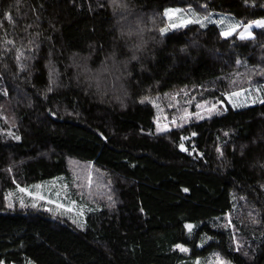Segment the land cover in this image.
<instances>
[{
  "label": "trees",
  "instance_id": "16d2710c",
  "mask_svg": "<svg viewBox=\"0 0 264 264\" xmlns=\"http://www.w3.org/2000/svg\"><path fill=\"white\" fill-rule=\"evenodd\" d=\"M119 2L0 0V114L9 102L17 121L9 132L0 116V264H195L215 253L264 264V103L228 106L165 135L150 103L182 88L225 101L264 85V26L249 40L223 38L213 25L161 32L169 8L226 12L248 24L264 19V0H135L151 55L124 75V107L87 88L76 70L129 54L117 35ZM68 158L116 177V210L91 206L78 228L45 211L7 208L16 184L71 180ZM235 214L246 220L250 254L235 248L223 223Z\"/></svg>",
  "mask_w": 264,
  "mask_h": 264
},
{
  "label": "rangeland",
  "instance_id": "374dc122",
  "mask_svg": "<svg viewBox=\"0 0 264 264\" xmlns=\"http://www.w3.org/2000/svg\"><path fill=\"white\" fill-rule=\"evenodd\" d=\"M115 4L114 12L120 27H136L134 21L137 19L142 23V19L134 17L132 9L126 12H118ZM130 12V16L126 13ZM125 16L129 23L122 25ZM137 16V15H136ZM167 19V33L179 28L186 27L191 24L202 25L203 27L216 26L221 32H229L230 34L223 38L237 37L241 40H249L253 37V30L264 26V19L250 22L248 24L240 23L234 16L226 12H215L209 15H204L193 8H169L165 11ZM199 21V22H197ZM258 22L259 25L258 26ZM127 23V21H126ZM175 25L176 27H173ZM145 26V25H144ZM251 35L244 34V29L249 27ZM146 27V26H145ZM148 31L145 36L149 34L150 28L146 27ZM135 39V38H133ZM116 57L108 56L105 61L96 67L91 66L88 62L78 66L80 70V78L90 81V84H85L90 90L101 94L104 98L111 97L112 101L119 103L122 107L125 106L126 93L124 87L116 89V85L124 78V71L120 67V62L115 60ZM52 77V75H51ZM240 93V95H233ZM204 91L196 88H182L176 89L173 92L150 99V103L156 110V133L165 135L174 130H181L190 123L199 122L210 119L227 110L228 106L235 110L245 109L264 102V85L255 86L249 89L232 92L226 95L225 101L206 99L203 96ZM200 105L201 107H197ZM215 105V110L209 112ZM199 113L203 118H199L196 114ZM3 119V125L9 127L10 132L12 128L16 127L17 121L11 113L9 102L3 104L0 114ZM175 121V123H173ZM165 128L166 130H159ZM5 130V132H7ZM184 149V148H183ZM185 150V149H184ZM67 167L71 175V180L65 177H56L50 181L33 184L30 186L17 185L16 189L6 192L5 205L9 209H34L45 211L53 217L69 218L78 228H83L86 224L85 218L87 213L91 210V206L98 208L103 205L108 211H114L120 204L117 189L115 186L116 177L109 172L96 167L93 163L82 162L74 158L67 159ZM38 186V187H37ZM25 189V191H20ZM11 205V206H9ZM252 208V206H251ZM253 212H254V208ZM247 211V210H246ZM250 209V213H253ZM253 216H250V218ZM246 222L239 215H228L223 222L232 231L235 248L244 254L251 253V244L245 237L246 233L240 229L242 223ZM242 222V223H241ZM192 229V226L189 228ZM180 250L183 247H179ZM26 264H34L27 261ZM195 264H232L221 255L215 253L207 259L196 261Z\"/></svg>",
  "mask_w": 264,
  "mask_h": 264
},
{
  "label": "clouds",
  "instance_id": "9594fccd",
  "mask_svg": "<svg viewBox=\"0 0 264 264\" xmlns=\"http://www.w3.org/2000/svg\"><path fill=\"white\" fill-rule=\"evenodd\" d=\"M135 8V0H120L119 5L117 6L118 12H126L129 9ZM148 20L149 23L154 22V17L149 13L148 14ZM136 24V27H116V22L114 21L113 27H116L117 29V35L118 37L128 42V55L124 59L123 63L120 64V67L123 69L124 74L127 75L131 70V64L137 63L138 65L144 64V61L142 60V56H150L151 53L147 52V47L150 42L148 38H145V33L148 31V29L140 23V21L137 19L134 21ZM135 38V39H133ZM85 84H90V81L88 79H85ZM121 87H126V82L121 79L120 82L117 83L116 89H112L113 92H115L117 89Z\"/></svg>",
  "mask_w": 264,
  "mask_h": 264
},
{
  "label": "snow or ice",
  "instance_id": "6c2138e0",
  "mask_svg": "<svg viewBox=\"0 0 264 264\" xmlns=\"http://www.w3.org/2000/svg\"><path fill=\"white\" fill-rule=\"evenodd\" d=\"M197 22H199V21H197ZM202 27H203V24L201 25ZM258 26H260L259 25V22H258ZM173 27H176L175 25H173ZM251 26H249V27H246L245 29H244V33H242V37H243V35L244 34H247V35H251V33H250V31H249V28H250ZM167 31V29H161V32L163 33V32H166ZM230 33L229 32H223L222 33V35H225V36H227V35H229ZM8 43H11V41H9ZM21 56H22V53H20V55L17 57L18 59L19 58H21ZM233 95H240V93H234ZM261 102H264V101H261ZM197 107H201L200 105H197ZM215 110V105H213L212 106V108L211 109H208V111L209 112H211V111H214ZM199 118H203L202 116H200V114L199 113H197L196 114ZM173 123H175V121H173ZM159 130H161V131H163V130H166L165 128H162V129H159ZM193 135H195V134H193ZM16 139H19V137H16ZM181 147H183V146H181ZM38 187V186H37ZM20 191H25V189H20ZM9 206H11V205H9ZM189 228L191 227V226H188ZM181 250L182 251H187V249H184V248H181Z\"/></svg>",
  "mask_w": 264,
  "mask_h": 264
}]
</instances>
